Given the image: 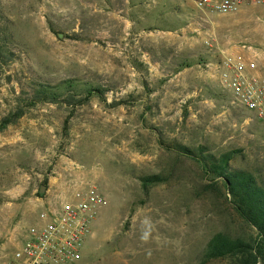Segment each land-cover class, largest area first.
<instances>
[{"label": "rangeland", "instance_id": "rangeland-1", "mask_svg": "<svg viewBox=\"0 0 264 264\" xmlns=\"http://www.w3.org/2000/svg\"><path fill=\"white\" fill-rule=\"evenodd\" d=\"M223 51L264 75V6L0 0V264L39 211L88 183L106 203L72 264H238L205 247L254 230L180 149L234 151L230 167L264 184V118L219 82Z\"/></svg>", "mask_w": 264, "mask_h": 264}, {"label": "built area", "instance_id": "built-area-1", "mask_svg": "<svg viewBox=\"0 0 264 264\" xmlns=\"http://www.w3.org/2000/svg\"><path fill=\"white\" fill-rule=\"evenodd\" d=\"M194 7L231 14L242 2L264 6V0H191ZM219 82L244 110L264 118V75L255 60L241 52L223 51L215 64ZM106 200L93 184L75 188L64 200L39 211L36 220L2 264H72L82 257L92 222Z\"/></svg>", "mask_w": 264, "mask_h": 264}, {"label": "trees", "instance_id": "trees-1", "mask_svg": "<svg viewBox=\"0 0 264 264\" xmlns=\"http://www.w3.org/2000/svg\"><path fill=\"white\" fill-rule=\"evenodd\" d=\"M91 91H86L84 99L89 98ZM180 149L184 155L195 157L206 174L219 179L232 210L255 232L249 239L217 233L208 241L204 257L214 259L230 255L237 256L238 264H264V184H259L250 172L230 167L234 151L201 156L188 148ZM156 181L157 176H149L142 180V185L145 187Z\"/></svg>", "mask_w": 264, "mask_h": 264}, {"label": "water", "instance_id": "water-1", "mask_svg": "<svg viewBox=\"0 0 264 264\" xmlns=\"http://www.w3.org/2000/svg\"><path fill=\"white\" fill-rule=\"evenodd\" d=\"M45 190V187L43 185L40 186L39 192L42 193Z\"/></svg>", "mask_w": 264, "mask_h": 264}]
</instances>
